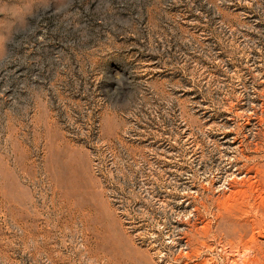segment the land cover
<instances>
[{
  "label": "rangeland",
  "instance_id": "obj_1",
  "mask_svg": "<svg viewBox=\"0 0 264 264\" xmlns=\"http://www.w3.org/2000/svg\"><path fill=\"white\" fill-rule=\"evenodd\" d=\"M0 264H264V0H0Z\"/></svg>",
  "mask_w": 264,
  "mask_h": 264
}]
</instances>
